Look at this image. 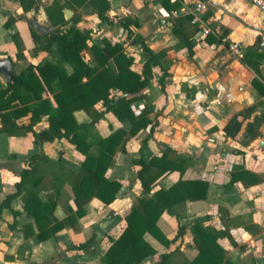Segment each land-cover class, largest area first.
Segmentation results:
<instances>
[{
    "label": "crops",
    "instance_id": "obj_1",
    "mask_svg": "<svg viewBox=\"0 0 264 264\" xmlns=\"http://www.w3.org/2000/svg\"><path fill=\"white\" fill-rule=\"evenodd\" d=\"M53 1L39 0L35 11L24 12L16 0H0V59L11 61L13 75L45 61L62 65L66 75L72 73V66L60 61L55 44L42 50L50 32L41 35L34 30L41 36L34 42L27 23L35 19L51 27L44 8ZM110 1V15L130 21L129 36L118 22L101 23L95 15L68 9L70 18L80 16L76 27L88 32L82 51L88 66L99 68L89 48L102 47L104 39L122 44L137 74H141L145 55L135 38L153 52H164L145 87L124 95L132 99L130 111L144 122V128L130 137L128 122L120 123L101 102L95 105L103 113L93 126L92 138L107 139L119 130L125 134L118 144L110 145L111 161L105 173L120 189L110 204L95 197L94 169L84 165L86 156L94 154H84L64 136L54 134L45 115L32 124L31 111H22L37 101L33 92H27L31 97L27 104L16 100L0 110L1 116L17 112L12 120L0 116V264H104L106 251L124 231L134 204L169 189L179 179L206 183V198L185 199L164 211L156 226L169 243L144 234L143 240L155 253L138 264H159L161 255H170V264H188L198 253L190 223L205 215L209 220L204 226L224 234L217 244L230 264H264V147L259 146L264 141V47L258 42V31L213 4L263 31L264 12L246 0H175L169 1L172 10L162 7L159 0ZM196 2H209L202 14L212 31L207 35L190 23L186 9ZM233 42L240 44L241 58L229 50ZM248 51L257 69L244 62ZM8 81L0 73L2 88ZM56 92V82L43 85L41 98L51 108L56 107ZM122 96L117 89L110 91V98ZM72 117L80 126L91 121L82 110L74 111ZM235 117L243 121L233 136L227 135L225 128ZM9 120L10 125H5ZM248 128L254 136L251 141ZM166 149L168 159L183 171L158 175L145 191L135 162L149 164ZM234 171L245 175L230 185ZM158 172L156 166L149 169L151 177ZM179 227L186 228L184 234L173 239ZM40 235L47 236L42 239Z\"/></svg>",
    "mask_w": 264,
    "mask_h": 264
},
{
    "label": "trees",
    "instance_id": "obj_2",
    "mask_svg": "<svg viewBox=\"0 0 264 264\" xmlns=\"http://www.w3.org/2000/svg\"><path fill=\"white\" fill-rule=\"evenodd\" d=\"M16 1L24 12L35 11L38 8L39 0ZM169 1L159 0L162 7L172 10L174 7L169 5ZM64 9H70L73 12L79 9L84 15H95L101 23L118 22L126 29L129 36L130 21L126 18L110 15V0H54L44 8L47 22L53 30L46 37V44L42 50L47 51L52 44H55L60 61L70 64L73 68L72 73L66 75L62 65L50 61H45L39 66H28L20 74L13 75L5 88L0 85V110L8 109L16 100L22 105L27 104L31 100L27 92H33L37 102L31 108H25L22 113L31 111L32 124L35 119L39 118V115L47 116L49 129L54 134L64 136L74 145L76 150L87 155L88 153L94 154L93 158L86 156L84 165L89 169H94L93 174L98 181L95 197L104 204H110L114 201L120 185L116 182H110L105 177L111 161L109 148L111 144H118L121 136L125 134L119 130L118 134H113L107 139L92 138L93 126L103 113L96 111L95 105L101 102L105 110L110 111L120 123L128 122L130 126L128 136L130 137L144 128V122L135 118L130 111L129 105L132 99H127L124 95H134L145 87L152 68L159 64L164 57V52H153L140 38H135L134 43L140 44L145 55L141 74H137L131 68L133 58L124 51L122 44L115 43L112 45L104 39L101 41L102 47L92 45L89 48L99 68L90 67L82 56V51L86 48L88 32H81L76 27L80 21L79 15L74 14L65 20ZM31 34L34 42L41 39V36L37 35L33 29H31ZM188 49L190 50V46ZM250 52L246 53L244 62L251 68L257 69V61H252L247 55ZM54 82H56L57 89L53 96L56 107L51 108L47 100H42L41 93L43 85L49 87ZM112 89H117L123 96L117 100L110 98ZM76 110H82L88 114L91 118L90 123L77 125L72 117V113ZM16 114V111H10L8 114L0 116L12 120ZM11 120L5 125H10ZM242 121L241 118H232L229 126L225 128L227 135L233 136V133L238 131ZM12 124L14 125V122ZM255 125L256 123L251 124V126ZM247 130L251 141L254 136L251 135L249 128ZM169 152V149H166L161 157L151 158L149 164H145L141 160L135 162V165L139 167L137 179L145 191L150 189L158 175L175 170L179 171L180 174L182 173V169H177L176 162L168 159ZM153 166L158 167L159 172L156 176L151 177L149 169ZM25 174L26 172L21 174V180ZM244 175L245 173L240 171L232 172L229 184L239 181ZM81 183L85 185V182ZM81 183L76 189L81 188ZM207 191L208 185L206 183L186 182L179 179L169 189L156 191L152 198L139 199L125 218L126 227L124 231L117 240L111 242L106 251L104 264H138L144 258L154 255L155 251L143 240L144 234L148 233L158 242L168 244L169 242L156 226L159 216L185 199L190 201L205 199ZM207 220H209V216L205 215L194 218L190 223L193 244L198 253L188 264H230L224 259L225 253L217 244L219 237L224 236V234L211 226H204ZM185 229L179 227L173 239L181 237ZM46 236L40 235V238L43 239ZM169 258L170 255H161L159 264H170Z\"/></svg>",
    "mask_w": 264,
    "mask_h": 264
},
{
    "label": "built area",
    "instance_id": "obj_3",
    "mask_svg": "<svg viewBox=\"0 0 264 264\" xmlns=\"http://www.w3.org/2000/svg\"><path fill=\"white\" fill-rule=\"evenodd\" d=\"M171 2H174L175 0H170ZM249 5L256 8L259 12H264V0H246ZM209 5V2H196V4L191 8L190 10L186 9L187 13L190 14L191 20L190 23L193 25H196L197 28L200 30V32L203 35H207L211 33L212 31L204 24L202 19V14L206 10L207 6ZM229 50L232 54L235 56L241 58L243 55L241 46L239 43L233 42L229 44Z\"/></svg>",
    "mask_w": 264,
    "mask_h": 264
},
{
    "label": "water",
    "instance_id": "obj_4",
    "mask_svg": "<svg viewBox=\"0 0 264 264\" xmlns=\"http://www.w3.org/2000/svg\"><path fill=\"white\" fill-rule=\"evenodd\" d=\"M213 5L218 7V8H220L227 15L235 18L242 25H244V26H246L248 28H251L253 30L258 31L260 33V37H259L258 42L260 43L261 47H264V31L263 30H261L259 28H256V27L248 26L245 22H243L242 20L238 19L236 16L226 12L224 9H222L218 5H216V4H213ZM63 13H64L65 20H68L70 18L71 12L68 9H64ZM27 23L29 24V26L33 30L37 31L41 35H44L46 31L47 32H51L52 31L51 27H46L44 25H41V24L37 23L35 19H30V20L27 21ZM0 73L3 74L8 80L12 79L13 69H12L11 61L9 59H7V58L0 59ZM259 146L264 147V141H261L259 143Z\"/></svg>",
    "mask_w": 264,
    "mask_h": 264
}]
</instances>
